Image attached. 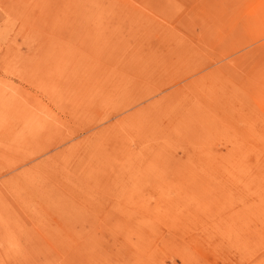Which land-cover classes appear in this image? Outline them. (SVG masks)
Segmentation results:
<instances>
[{"label": "rangeland", "instance_id": "374dc122", "mask_svg": "<svg viewBox=\"0 0 264 264\" xmlns=\"http://www.w3.org/2000/svg\"><path fill=\"white\" fill-rule=\"evenodd\" d=\"M0 264H264V0H0Z\"/></svg>", "mask_w": 264, "mask_h": 264}]
</instances>
